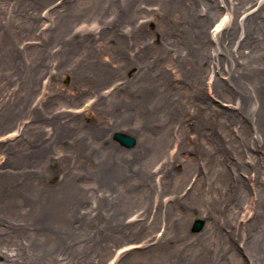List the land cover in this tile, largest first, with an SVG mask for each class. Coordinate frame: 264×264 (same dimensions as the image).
Instances as JSON below:
<instances>
[{"label":"rangeland","instance_id":"374dc122","mask_svg":"<svg viewBox=\"0 0 264 264\" xmlns=\"http://www.w3.org/2000/svg\"><path fill=\"white\" fill-rule=\"evenodd\" d=\"M64 1L0 0V203H12L13 191L27 184L30 203H46L44 189H54L55 198L82 188L88 201L77 205V214L89 220L79 231V244L84 250L89 240H103L85 264H177L178 257L180 264H197L204 246L206 264H264V145L256 151L253 140L260 133L255 126L228 119L239 107L234 97L223 90L232 97L228 102L214 92L216 81H231L230 75L208 66L195 68L189 29L177 15H154L163 11L159 0H146L130 23L122 24L124 32H132L134 23L145 25L140 41L129 45H122L121 32L105 36V25L94 15L104 9L112 16L113 9L99 8L96 0H73L68 30L58 34ZM221 4L219 18L208 23L210 32L220 18H230ZM168 37L173 42L169 49L161 45ZM45 40L54 42L44 57ZM147 44L153 72L138 75L139 67L128 66L124 53L136 58ZM62 47L69 48L66 54ZM155 52L162 57H154ZM159 77L167 83L168 111L179 115L163 112L145 129L144 118L129 101L134 89L128 94L126 82ZM251 106L246 118L251 121L255 112L264 123L263 113ZM252 118L255 125L256 116ZM137 127L147 131L149 147L157 127L172 138L157 156L142 151L140 144L127 148L114 140L115 132L136 137ZM103 160L125 166L124 180L116 170L107 194L110 187L101 188L95 172ZM138 167L151 175V188L138 186L130 173ZM242 181L247 188L233 209ZM105 195L111 200L103 208ZM115 220L137 224L140 231L135 236L113 231ZM197 221H204L200 231H194ZM108 232L110 239H105ZM168 241L175 243L173 248ZM174 250L177 258L169 254Z\"/></svg>","mask_w":264,"mask_h":264},{"label":"bare ground","instance_id":"6f19581e","mask_svg":"<svg viewBox=\"0 0 264 264\" xmlns=\"http://www.w3.org/2000/svg\"><path fill=\"white\" fill-rule=\"evenodd\" d=\"M96 1L95 4H98L99 8L103 5L108 7L105 10L113 9L112 16L109 15L108 11L105 12L104 9L99 12L96 10L94 15L100 23L105 25V36L115 35L116 32H121L124 39L122 45L124 43L129 45L130 40L134 42L135 40L140 41L142 34H144L143 29L145 25L139 26V23H132L131 31L132 28L133 31L124 32L123 30L126 25L123 26L122 24L125 22L130 23L133 14L141 11L142 3H146V0ZM159 1L162 6L161 10L163 9V11L161 13L153 12L154 15L162 14L166 18L171 15H177L178 20L189 29L190 41L187 42L190 49L189 55L192 57L195 68L199 65L202 67L208 66L209 69L212 67L215 71L219 69L221 74L228 73L232 78L231 81L227 82L217 80L214 92H219L221 95H224V98L229 99L228 102L232 101V97H234L233 101L239 103V107H236L237 111L228 113V119L240 118L243 121H247V126H255L257 128V131L260 133V138L258 137V140L253 141L256 146L255 149L258 152L260 144L262 143L264 145V123H261L257 114L253 112L252 117L256 116L257 119L254 125V119L251 117L250 121L246 118V114L248 109L252 107L251 105H253V109H258V112H262L264 116V0ZM221 2L226 5V9L230 12V18L225 16L220 18L213 32H210L209 28H207L208 23L211 19L219 18L220 7L223 6ZM75 6L76 2H73V0L62 2L60 7L65 9V13L61 15V22L58 21V27L55 29L58 31V34H64L68 30L69 18L75 13ZM58 8L50 13L58 12L60 10ZM80 14H84V12ZM85 14L87 13L85 12ZM96 35L97 33L95 32ZM53 42H46L45 40L41 50L44 57L46 55L45 53H50V43ZM172 44L173 42L169 37L167 39L164 38L161 42V45H166L168 49ZM150 48L151 46L149 44L145 45L144 50H139L140 54L136 58H132L128 52L124 53L128 66L139 67L138 75L149 76L153 72V67L149 60L150 57L145 52V50ZM68 50L69 48L62 47V53L66 54ZM154 57H162L161 52L159 54L155 52ZM144 67L148 68L145 70ZM126 84L128 94L130 88L134 89L132 94H129V101L132 102L131 104L136 115L144 118L145 129H147L146 127L149 121L157 120L163 112L167 111V114L171 116L179 115V112L177 113L174 110L169 112L168 107L164 103V94L167 93L165 91L167 90L165 79L159 77L155 80L150 79L146 81L145 78H138V80L137 78H133L131 82H126ZM223 90H227L229 92L228 94H231L232 97L226 96V93L223 94ZM158 127L154 141L150 147L146 144L145 140L147 131L143 127L135 128L138 134L135 137L137 145L140 144L142 151L145 153L150 151L154 156L161 154L166 144L165 142L172 138V133H169L167 130L163 131L158 129ZM257 158H259V155ZM121 166L119 163L113 166L109 160H103L99 163L95 172L100 187L103 188L104 185L110 187L105 190V194L114 186L115 171L117 170L120 176L123 175L122 170L125 166ZM242 166L244 169L248 168L246 165ZM126 172H128L127 169ZM130 173L140 183L138 186L143 189L151 188V175L149 173L140 170L139 167L135 168V170L130 169ZM122 180H124L123 176ZM168 186L169 188H174V184L170 182ZM29 188L30 186L27 184L23 187L17 186L13 191L12 196L24 201L23 203H20L21 201L16 203L17 200L15 198L10 200L12 203H0V226H4L0 227V264L87 263L90 257V250L103 240L94 241L93 239V243L89 240L90 244L84 250L81 248L82 245L79 244L81 240L79 231L86 229L84 222L89 219L85 221L88 215L82 217L80 214H77L79 213L77 212V205L80 206L87 203L86 192L82 188L77 187L54 198L51 197L55 195L54 189H44V194L48 197L46 203H30L32 199L26 194V191H30ZM246 188L245 182L242 181L238 187L236 200L232 204L233 209H238L239 200L242 198L243 193H245ZM128 196L130 195H126V197ZM110 200V197L106 195L100 200L103 208L107 207V203ZM119 201L123 203L124 200ZM261 203L264 211V200ZM138 228L139 225L137 224L118 223L112 230L135 236L140 231ZM105 239H110V237L108 236ZM175 242L178 244L179 241ZM170 243L171 241H168V244L173 248L175 243ZM257 244L259 247H262V244ZM206 248L204 246L205 253L197 261V264H206L208 260L206 253L208 254L209 252ZM165 249L163 248V250ZM178 252V250H174L173 253L169 254L172 256L175 254L178 255ZM77 255H81V258ZM182 261L183 259H179L178 257L176 262L180 264Z\"/></svg>","mask_w":264,"mask_h":264},{"label":"water","instance_id":"95a60500","mask_svg":"<svg viewBox=\"0 0 264 264\" xmlns=\"http://www.w3.org/2000/svg\"><path fill=\"white\" fill-rule=\"evenodd\" d=\"M114 140L119 142L122 146L127 148H132L136 145V138L130 134L123 132H116L114 134ZM204 225V221H197L194 225V231H200L202 226Z\"/></svg>","mask_w":264,"mask_h":264}]
</instances>
